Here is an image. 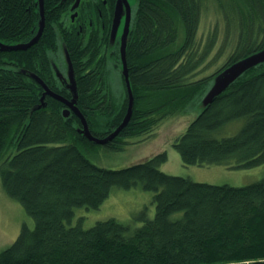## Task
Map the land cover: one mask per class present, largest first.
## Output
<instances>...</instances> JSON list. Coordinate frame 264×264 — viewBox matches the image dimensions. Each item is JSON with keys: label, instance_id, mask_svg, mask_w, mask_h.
Returning <instances> with one entry per match:
<instances>
[{"label": "trees", "instance_id": "1", "mask_svg": "<svg viewBox=\"0 0 264 264\" xmlns=\"http://www.w3.org/2000/svg\"><path fill=\"white\" fill-rule=\"evenodd\" d=\"M71 1L43 0L39 40L27 50H0V180L6 195L34 221L0 251V264H264V178L239 187L195 182L159 169L166 151L120 169L99 167L81 150V141L97 143L80 132V118L72 111L64 116L66 104L50 94L41 99V86L28 73L35 62L46 68L40 79L47 88L67 101L73 98L49 68V52L63 46L76 81L73 103L93 137L110 134L128 107V93L112 86L120 79L115 64L103 62L118 58V49L106 56L99 39L76 33L87 17L70 21ZM115 1L106 0L110 7ZM209 1L226 32L238 35L231 45L232 37L225 36L232 49L222 70L194 79L221 54L209 58L217 26L207 40L198 34ZM39 9V0H0V41L32 39ZM263 48L264 0H138L126 43L132 113L105 145L118 149L121 139L150 135L174 111L198 103L214 75ZM237 119L243 124L234 135H214ZM172 146L184 164L263 165L264 62L214 96ZM137 185L153 192L155 203L152 219L143 214L137 219L142 226L115 218L88 229L65 224L73 208L96 209L113 188Z\"/></svg>", "mask_w": 264, "mask_h": 264}, {"label": "rangeland", "instance_id": "2", "mask_svg": "<svg viewBox=\"0 0 264 264\" xmlns=\"http://www.w3.org/2000/svg\"><path fill=\"white\" fill-rule=\"evenodd\" d=\"M137 1L125 0L126 5L122 7L121 20L115 32L114 48L120 46L122 35L124 38V33H126L127 23L130 26ZM215 26H217L215 33L216 40L209 58H212L219 50L221 54L211 60L207 68L195 75L194 79H199L217 70V72L222 70L220 67L226 61L228 50L232 49L229 48L230 46L226 47L227 37L225 40V36L232 37V41L229 43L231 45L235 42L238 35L237 31L233 33L226 32L227 30L225 29L220 13L209 1L205 5L204 12L201 13L198 34L207 40L213 35ZM60 51L65 56L66 51L63 46H60ZM103 62L105 65L115 64L120 79L112 83V86L117 92L124 89L126 94V87L123 83V77H126V73L121 57L114 58L110 63H106L104 58ZM54 72H58L57 67L54 68ZM119 76L118 74L116 75V77ZM203 98L204 96L195 105L191 107L187 105L162 119L150 135L142 137L139 135L128 136L124 138V141L121 139V148L115 149L101 143L88 145L81 141L80 145H83L81 150L93 164L109 169H120L143 161L156 153L166 151L167 160L160 165L159 169L166 174L186 177L195 182L216 185L227 184L239 187L264 178V164L250 168H236L233 162L209 165L184 164L182 162L179 153L172 146V143L186 130L188 124L201 111L203 108ZM242 124L243 119L231 121L219 128L214 135L218 138L232 136L240 129ZM1 161L0 159V163ZM73 212L74 215L69 222L70 224L65 222L68 226L80 224L82 228L88 229L97 221L115 218L121 222L129 223L133 228H136L143 224L142 221L137 220H141L139 217L142 214L147 219L154 217L155 203L153 200V192L142 189L140 185L130 189L115 187L98 208L87 209L86 207H75L73 208ZM23 225L32 228L34 221L26 214L20 203L6 195L0 180V251L16 239Z\"/></svg>", "mask_w": 264, "mask_h": 264}, {"label": "water", "instance_id": "3", "mask_svg": "<svg viewBox=\"0 0 264 264\" xmlns=\"http://www.w3.org/2000/svg\"><path fill=\"white\" fill-rule=\"evenodd\" d=\"M42 4H43V0H39V6H40V12L41 13H40V20H39V30H38V33L36 34V36L33 37L28 42H22V43H17V44H13V45H7V44H3L0 42V50H2V51H5V50H9V51L10 50L11 51L26 50L38 41V39L40 38V36L42 34L44 25H45V18H44V14H43V11L41 8ZM76 4H78V3H76ZM123 5H126L125 0H116L115 1L114 17H113V23L111 26L110 37H109V43L110 44L112 42H114L115 32H116V30L119 26L120 20H121ZM128 30H129V24L127 23L126 33H124V38L122 35V39H121L120 46H119V55L121 57L122 63L124 65L125 73H126V77L125 78L123 77V79H124V82L126 85V90H127L128 97H129L128 107L126 109V113L122 117V120L117 125L115 130L112 133L108 134L103 139L95 138L90 134V132L88 131L86 120H85L83 114L77 109V107L73 103L76 101V98H77V95H76L77 90H76V81H75L74 72H73L72 67L68 68L67 77H61L62 82L63 81L66 82L67 87L70 89V91L73 94V98L71 101H67L63 97H61V96L53 93L52 91H50L47 88V86L44 84V82L39 77H31V78L35 79L38 83H40L44 88V91L42 92V94L40 96L41 99H43L46 96V94H50L54 98L61 100L64 103H66L68 108L63 110V115L67 116L70 113V110H72L73 113H75L80 118V120L82 121L83 128L80 130V132L83 133V135H85L88 139H90L96 143L105 144L109 140L114 138V136H116L122 130V128L126 126V124L128 123V121L130 119L131 113H132L133 95H132V90H131L130 82H129V78H128L129 76H128V68H127V62H126V43H127V37H128ZM262 62H264V48L257 50L255 52L249 54L248 56H245V57L233 62L226 69H224L223 71L218 73V75L212 79L208 90L203 95L204 96V98L202 100L203 107L206 106L208 103H210L213 100L214 96H216L220 92H222L236 77L240 76L247 69H249V68H251V67H253L259 63H262ZM38 107L39 106H37L35 108H38Z\"/></svg>", "mask_w": 264, "mask_h": 264}, {"label": "flooded vegetation", "instance_id": "4", "mask_svg": "<svg viewBox=\"0 0 264 264\" xmlns=\"http://www.w3.org/2000/svg\"><path fill=\"white\" fill-rule=\"evenodd\" d=\"M75 1L77 0H73L69 4V16L71 15L72 12H74L73 22H75V20L78 19L79 17H87L85 22L88 23L87 26L81 23H78L76 33L81 34L83 39L89 38L91 34L92 38L99 39L100 43H103L104 48H105L108 35H109V28H110V24H111V20L113 16L114 4H113V7H110V5H107L106 0H78L79 1L78 4H76L77 2ZM73 2H74V5H73L74 10H72L71 12L70 8ZM92 20L94 21V23H92ZM91 26H92V29H91ZM88 31L90 33H88ZM53 57L55 58L49 57V59L55 60L59 68L63 72H65L64 71V61L65 60L63 59L62 52L57 51ZM32 70L35 71V73H37L41 77L47 74L46 68L42 64H39L36 62L34 63Z\"/></svg>", "mask_w": 264, "mask_h": 264}, {"label": "bare ground", "instance_id": "5", "mask_svg": "<svg viewBox=\"0 0 264 264\" xmlns=\"http://www.w3.org/2000/svg\"><path fill=\"white\" fill-rule=\"evenodd\" d=\"M216 75H217V74H216ZM216 75H214V77H215ZM114 130H115V129H114ZM114 130H113V131H114ZM113 131H112V132H113ZM112 132H111V133H112Z\"/></svg>", "mask_w": 264, "mask_h": 264}]
</instances>
